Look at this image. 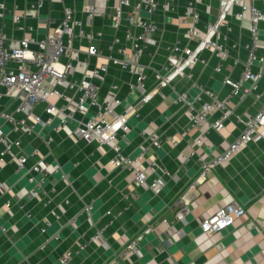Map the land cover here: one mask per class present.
I'll return each instance as SVG.
<instances>
[{
  "label": "crops",
  "instance_id": "crops-1",
  "mask_svg": "<svg viewBox=\"0 0 264 264\" xmlns=\"http://www.w3.org/2000/svg\"><path fill=\"white\" fill-rule=\"evenodd\" d=\"M3 1L11 7L15 4V13L28 16L27 23L36 28L38 37L53 28L50 19L59 21L64 17V4L77 8V18L87 23L82 11L85 0H42L44 5L37 16L31 6L39 0H0V3ZM99 1L108 6V11H112L116 4V0ZM177 2L175 13L158 11L150 17L158 23L160 30L155 34L158 46H152L142 58L150 65L149 88L157 79L156 71L166 72L170 45L195 46V42H189L184 34L185 26L179 24L188 0ZM255 2L261 8L264 6V0ZM198 5L203 22L215 20L219 13L217 0H198ZM238 11L240 8L236 6L227 15L234 27L229 42H237L238 47L230 49L222 70H215L219 59L205 49L194 68L197 85L186 76L174 78L176 89L186 91L195 108L209 100L200 86L224 97L231 89L225 84V78L230 76L236 80L242 73L248 58L246 45L251 43L250 16L245 13L242 19H238L235 16ZM141 14L148 17L145 12ZM92 25L95 30L103 31L101 40L94 42L104 54L108 53L115 34L125 42V28L115 31L109 18L97 16ZM2 30L14 38L24 35L15 27L11 13L0 17ZM259 41L261 45L256 49L254 72L264 71V21L260 23ZM81 57L90 60V68L95 64H107L108 74L104 78L102 94L107 92L111 82L123 86L119 92L123 98L119 111H124L140 98V92L134 96L127 92V82L132 77L129 72L122 71L103 57L91 58L86 53ZM75 63L78 74L86 70ZM243 87L251 88V83L245 82ZM163 92L165 98L155 94L143 102L140 116L130 118L129 131L119 132L124 152L136 156L146 143L142 130L148 128L150 120L154 121L151 130L159 134L162 146L152 145L149 156L157 159L156 172L165 179L158 194L146 183H135L128 171L110 165L109 160L114 155L112 149L79 140L74 134L77 125H71L68 130H56V120L39 124L26 135L23 153L30 155L38 149L28 165L41 159L45 164L58 165V171L49 175L40 197L33 195L34 185L28 181L25 172L16 171L15 164L8 163L0 172V182L5 180L9 186L8 191L0 188V264H61L60 259L68 251L72 253L69 264H104L126 241L140 235L150 225L155 229L140 238V253L132 255L123 264H264V136L243 146L233 158L213 168L199 182L195 181L201 174L198 156L210 161L222 154L243 129L238 118L262 108L264 72L257 83L260 97L255 98L254 91L230 96L227 105L233 112L226 119L224 128L210 130L201 145L195 144L201 135L200 126L190 127L186 106L176 101V93L170 88H163ZM220 114L216 111L210 119H216ZM50 136L54 140L47 143ZM190 146L197 154L184 162L181 154ZM165 169L177 175V179L166 174ZM154 176L156 173L151 174L150 179ZM181 195H185L188 203L183 221L178 220L176 210L169 207ZM233 199L247 209V214L219 233L204 234L200 222ZM88 204L93 206L90 214L85 211ZM108 210L121 211L122 214L105 227L111 219ZM99 229H102L101 240L91 241ZM174 229L183 230L182 235H172L170 231Z\"/></svg>",
  "mask_w": 264,
  "mask_h": 264
},
{
  "label": "built area",
  "instance_id": "built-area-1",
  "mask_svg": "<svg viewBox=\"0 0 264 264\" xmlns=\"http://www.w3.org/2000/svg\"><path fill=\"white\" fill-rule=\"evenodd\" d=\"M217 1V17L215 20L203 22L198 0H188L184 13L179 17V24L185 26L184 34L189 42H195V46L181 47L178 43L170 45L166 72L156 71L157 79L151 88L148 85L150 65L143 62L142 58L148 49L158 46L155 34L160 27L150 17L158 11L164 14L175 13L178 9L177 0H116L112 11H108V6L99 0H85L82 11L87 23L77 18V8L64 4V17L59 21L50 19L49 23L53 24V28L42 37L36 36V28L27 23L28 16L25 13H15V4L11 7L5 1L1 2L0 17L11 13L15 27L24 35L14 38L4 30L0 31V172L8 163L15 164L16 171L25 172L28 181L34 185L33 195L40 197L49 175L58 171V165L55 167L45 164L41 159H36L28 165L30 157H35L38 149L28 155L23 153L22 148L26 135L31 134L36 126L57 120L56 130H68L71 125H77L74 134L79 140L112 149L114 155L109 160L110 165L128 171L135 183H146L158 194L165 185V179L156 172V167L159 166L157 159L149 156L152 145L162 146L159 134L151 130L154 121L150 120L148 128L142 130L146 143L141 146L136 156L124 152L119 137L120 131H129L130 118L140 116L143 102L155 94L165 98L163 88H170L176 93V101L186 106L185 113L189 116L190 127L200 126L201 135L195 140V144L201 145L210 130L220 131L224 128L226 119L233 112L227 105L230 96L251 91H254L255 98L261 95L257 92V83L264 71L254 72L252 68L257 58L256 49L261 45L259 33L260 23L264 21V6L259 7L255 0ZM43 5L42 0L32 4L35 16L39 15ZM236 6L240 8L235 14L236 18L242 19L245 13L250 16L248 29L251 43L246 45L248 58L243 64L242 73L236 80L230 76L225 78V84L231 89L224 97H220L208 87L200 86L209 96V100L195 108L189 101L188 93L176 89L174 78L186 76L197 85L194 68L201 61V52L205 49L210 50L219 59L215 70H222L224 61L230 56V49L238 47L237 42H229V35L234 27L227 19L228 13ZM142 12L147 13L148 17H144ZM97 16L109 18L115 31L125 28V42L115 34L107 54L94 42L101 40L103 35L102 30H95L92 25ZM82 53L91 58H106L122 71L129 72L132 77L127 82V92L131 96L140 92L141 96L137 102L128 105L124 111H119L118 107L123 104L119 92L123 86L111 82L107 92L102 94L104 78L108 74L107 64H95L90 68V60H83ZM238 61L236 58V62ZM75 62L86 70L78 74ZM245 82H250L251 88L243 87ZM216 111H220V116L211 120L210 116ZM238 119L242 122L243 129L222 154L210 161L201 155L198 156L201 174L196 182L210 174L216 166L233 158L243 146L264 136V103L256 113ZM53 140L50 136L46 142L52 143ZM196 154L197 151L190 146L182 152V160L188 162ZM164 171L177 179V175L171 174L167 169ZM153 173H156V176L150 179ZM0 188L9 190L5 180L0 182ZM92 207V204H88L85 211L90 214ZM169 207L176 210L178 220L185 219L188 211L185 195L176 198ZM107 213L111 219L105 227L113 224L122 214L121 211L112 210ZM246 214L247 209L238 200L233 199L207 214L200 222V227L204 234L219 233L234 225ZM154 229L155 226L150 225L140 235L126 241L119 252L104 264H123V261L130 259L132 255L139 254L140 238ZM170 232L180 237L183 230L174 229ZM101 237L102 229H99L91 241H100ZM71 254L68 251L60 259V263L69 264Z\"/></svg>",
  "mask_w": 264,
  "mask_h": 264
}]
</instances>
